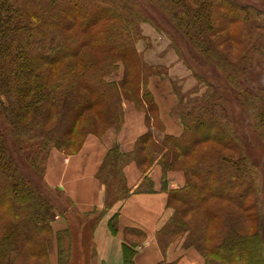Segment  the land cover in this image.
<instances>
[{
  "label": "trees",
  "instance_id": "1",
  "mask_svg": "<svg viewBox=\"0 0 264 264\" xmlns=\"http://www.w3.org/2000/svg\"><path fill=\"white\" fill-rule=\"evenodd\" d=\"M170 1L186 15L180 19L182 23L174 22L175 27L182 31L180 26H192L198 37L219 28L221 21H235L236 18H241L244 24L232 36L234 40L239 36L249 39V36L258 35L257 26L264 27V13L249 5L230 0ZM234 12L241 17H231ZM252 14L260 18H253ZM135 15L130 0H0V232L4 231L0 235V264H33L27 257L49 253L54 235L59 260L60 235L64 237L67 230L51 234V227H46L51 204L24 178L12 147L26 161L33 162L34 153L47 151L48 154L52 147L64 148L71 142L67 134L84 132L86 125L78 128L75 120L86 106L100 102L106 120L116 116L118 89L115 82H106L104 76L110 72L108 59L124 57L130 52L128 41L138 31ZM95 22L104 23L91 34L86 33V28ZM262 41H258L261 43L258 45L264 51V39ZM85 46L94 53L100 52L102 57L85 59L92 55L91 51L84 50ZM147 66V71L157 67ZM129 74V70L126 71V77ZM140 85L135 90L137 105L147 106V118L157 119L162 141L172 142L176 149L174 155L196 153L190 170L196 173L198 184H188L187 173L180 167L185 183L180 189L170 190L168 196L170 206L176 195L186 205V211L193 215L188 218L177 214L171 206L173 213L158 232L162 246L165 247L168 239L185 234V245L196 247L207 264H264L260 218L262 216L263 227V212L259 215L256 211V225L252 229L245 225L238 212L212 202L206 207V213L208 218L219 221L211 230L200 211V204L208 193L224 197L240 211L253 204L248 199L253 186L247 182L252 164H249L245 144L236 128L223 121L224 113L216 101L193 97L179 101L182 133L168 135L163 131L150 92L144 84L139 89ZM212 90L220 96L214 86ZM195 91L196 88L193 94ZM119 102L121 107V97ZM122 116L121 108L117 127ZM3 121L9 130L3 128ZM151 131L148 127L130 154L113 148L100 166L98 178L102 180L103 167L114 158L120 160L118 169L122 180L121 167L128 159H134L145 170L159 156L164 170L177 168L172 150L169 152V143L168 147L163 143L152 152ZM184 133L188 135L183 136ZM10 136L13 144L8 142ZM39 138L42 139L40 143L36 141ZM208 141L229 152L223 153L213 147L196 152L194 145ZM76 221L81 224L83 220ZM110 224L115 230L113 219ZM46 237L49 250L43 251ZM188 238L196 240V245L187 243ZM134 253V248L124 243L123 264H134Z\"/></svg>",
  "mask_w": 264,
  "mask_h": 264
},
{
  "label": "rangeland",
  "instance_id": "2",
  "mask_svg": "<svg viewBox=\"0 0 264 264\" xmlns=\"http://www.w3.org/2000/svg\"><path fill=\"white\" fill-rule=\"evenodd\" d=\"M130 1L136 10L135 22L138 31L134 32L128 41L129 53L124 54V57L108 59L111 64L108 68L110 72H107L104 76L106 82H115L118 89L116 116L106 120L101 111L100 102H94L92 105L86 106L75 120L78 128L86 125L84 132L67 134L68 138H71V142L65 145L64 148L52 147L51 150H59L65 154L78 152L88 137L101 136L106 130L117 127L121 116L123 99L132 101L136 105L138 104L135 90L140 85L139 83H141L140 89L143 84L146 87L152 77L166 79L165 82L170 85L176 94L178 103L176 102L175 111L178 116L181 112L180 100L186 101L187 98L200 97L201 99L216 101L219 109H222V113H224L223 121L228 122L229 126L232 125L236 128L240 140L245 144L249 164H252L247 178V182L253 186L248 198L252 200V206L240 211L224 197L208 193L200 204V211L202 216L205 217L207 225L210 226L211 230H214L218 225L219 220L208 218L206 213V207L212 202H216L222 207L238 212L242 220L245 221V225L249 228L255 227L257 212L259 215H262V212L264 213V51L258 45L261 44L258 41L261 42L264 39V27L257 26L255 31L258 35L249 36V39L248 36H239L234 40L232 36L244 24H242L241 18H236L235 21L223 20L219 28L205 32L198 37L195 29L191 28L192 26H180L183 32L175 27L174 22L177 24L182 23L180 19L186 18V15L170 0ZM230 1L241 5H249L264 13V0ZM234 15H237V12L230 14L231 17ZM238 16L241 17V15ZM252 17L255 19L260 18L254 14H252ZM103 23L95 22L89 25L86 28V33L91 34L92 31L100 28ZM84 50L91 51L88 46H85ZM91 54L85 59L95 60L102 57L100 52L94 53L91 51ZM79 61L80 63H77L81 65L80 58ZM154 62H156L154 65L157 67L147 71V65H151ZM139 69H141L140 75L137 76L136 73H138ZM128 70L131 74L126 77V71ZM213 86L218 90L220 96L213 92ZM78 88L85 92L82 86H78ZM195 88L196 93L193 94ZM119 97H121V107L119 105ZM139 104H141V107L139 105L137 107L146 113L148 127L152 130L150 132L151 138L149 139L151 147H153L152 152L163 143L168 147L167 143H169L172 148L169 147V152L172 150L173 154L176 149L171 144L172 142H163L161 135H159L157 119L155 117L147 118L149 116L147 106L142 105V103ZM2 126L9 130V126L4 121ZM186 134L188 135V133H184L183 136ZM36 141L40 143L42 139L39 138ZM8 142L13 144L11 136L10 138L8 137ZM194 146L196 152L211 147L219 148L223 153L229 152L213 141ZM12 151L24 178L51 204L45 223L46 227H51V234H56L52 228L51 221L56 214L64 212L65 207L63 208V206H66L65 202L67 201L59 190L49 187L43 179L50 151L48 154L46 153L47 151H40L38 154L34 153L33 162L31 159L26 161V158L19 155L18 150L15 151L13 147ZM188 154L179 156L173 154L172 159L177 168L181 167L187 173L188 184H198L199 180L196 173L190 170L196 153ZM119 163L120 160L114 158L113 162L105 165L100 173V177L106 185V193L108 191L107 201L119 196L124 190L123 180L118 169ZM170 203L172 207H175L177 214H183L188 218L192 217L193 213L186 211V205L176 195ZM75 218L80 220L81 217L75 215ZM260 218L264 240L262 216ZM74 221L75 219L71 220L72 224L66 229V233L61 232L65 236L60 235L61 255L58 260L59 264H87V255L91 249L88 230L79 227L75 228L76 221ZM1 232L0 235H2ZM46 236L48 237V235ZM47 237L44 241L43 251L47 250L49 238ZM54 238L56 241V236H54L52 244H50L51 247L49 245L50 250L53 246ZM186 242L195 243L196 245V240L193 242L191 238H188ZM49 253L43 252L39 257L30 254L27 258L33 264H49ZM201 256L205 264H207L204 256L202 254ZM57 257H59L58 252Z\"/></svg>",
  "mask_w": 264,
  "mask_h": 264
},
{
  "label": "crops",
  "instance_id": "3",
  "mask_svg": "<svg viewBox=\"0 0 264 264\" xmlns=\"http://www.w3.org/2000/svg\"><path fill=\"white\" fill-rule=\"evenodd\" d=\"M165 81L152 77L145 88L155 102L164 133L176 136L182 131L175 111L177 98ZM122 111L119 127L88 137L78 152L50 150L43 179L67 201L64 212L51 221L54 233L66 230L72 219H78L75 215L81 217L82 223L76 221L74 227L88 230L91 249L87 264H123L124 243L135 250L134 264H205L196 247L185 245V234L168 239L163 247L158 233L173 213L168 204L169 191L185 183L180 168L164 170L159 156L145 170L134 159H128L121 167L124 190L107 201L105 182L98 178L100 166L113 148L132 153L138 138L148 130L146 113L134 102L123 99ZM112 219L115 230L110 224ZM49 259V264H59L55 238Z\"/></svg>",
  "mask_w": 264,
  "mask_h": 264
}]
</instances>
